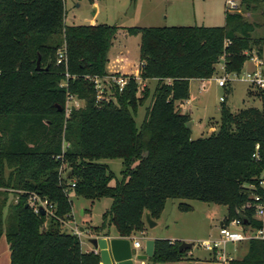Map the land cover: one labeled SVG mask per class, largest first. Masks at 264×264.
Returning <instances> with one entry per match:
<instances>
[{
    "label": "trees",
    "instance_id": "trees-1",
    "mask_svg": "<svg viewBox=\"0 0 264 264\" xmlns=\"http://www.w3.org/2000/svg\"><path fill=\"white\" fill-rule=\"evenodd\" d=\"M263 4L238 0L222 26L119 28L65 25L64 0H0V238L10 264H100L65 226L72 220L69 194L111 201L91 227L95 237L109 236L111 227L120 238L143 232L144 214L158 220L171 199L221 205L223 223L260 227L243 206L264 182V107L232 112L222 104L215 130L195 140L185 127L189 116L176 107L189 99V80L212 78L221 59L226 75L240 74L254 56L263 59L264 37L253 36L258 24L244 16ZM120 29L140 37L138 79L125 77L121 91L111 85L108 100L96 102L93 78L106 77ZM60 50L65 60L57 64ZM140 80L155 84L137 126ZM142 92L146 99L149 87ZM67 94L84 104L66 117ZM102 159L121 160L120 181L112 184ZM32 195L51 212L34 213ZM245 243L244 256L228 264H264V241ZM179 245L154 240L148 263L191 261Z\"/></svg>",
    "mask_w": 264,
    "mask_h": 264
},
{
    "label": "rangeland",
    "instance_id": "rangeland-1",
    "mask_svg": "<svg viewBox=\"0 0 264 264\" xmlns=\"http://www.w3.org/2000/svg\"><path fill=\"white\" fill-rule=\"evenodd\" d=\"M230 1H233L236 5H238V0ZM83 2H81V4H83ZM77 4V0H66V10H64L67 16V24L72 23V16H80L79 13L84 12V6L78 8L76 7ZM227 8L228 5L226 4V9ZM244 16L248 21L258 24V28L253 33V36L264 37V4L259 8L258 11L253 13H244ZM99 21H102V18H100ZM138 38V42H131L128 46L131 58H136L137 62H135L134 65L137 68L140 66V37ZM222 65L223 60L221 59L219 64L216 66V73L213 76L214 78L225 77L222 71ZM247 66L248 64L244 65L242 74L240 73L237 78L232 76L226 77L228 81L225 88H218L215 84L205 79L203 81L205 89L199 92L197 86H195L196 84L191 83L190 90L192 99H195V101L187 109L185 108L183 112L189 116L190 124H193L194 122V124L191 125V128H189L191 130L192 140L207 137L212 132V129L215 130L219 120V113L216 110L222 104L227 106L232 112L250 107H264V102H262L258 97L257 87L248 85V83L244 82L242 79V75L246 73ZM127 69L129 72H132L133 64L128 65ZM144 82L145 81L140 80L139 91L136 95L140 98H143L137 107V112L134 117L137 126H139L143 120L145 108L149 104L150 94L154 87L153 83ZM233 86H235V89ZM144 87H149L150 89L146 99H144V93L142 92ZM247 91H250L249 95ZM106 92L105 98L108 99L110 94L108 90ZM76 102L79 105L78 108L83 107L84 102L76 100L75 98L71 99L66 106L73 108ZM176 109L181 111L178 106ZM99 163L107 165L109 170L114 174L115 179L112 181V184H114L116 180H121V160L102 159L99 161ZM69 198L72 201L74 220L71 223L65 222L66 225L68 224L69 227H73V223H76L77 228H84V230L88 232L87 234L92 236L94 234L91 230L92 226L89 223L82 222L88 220L93 225L100 224L102 214L109 208L111 201L109 199H101L91 202L82 198L73 197L71 194H69ZM180 203L190 206L192 210L189 212L179 211L178 205ZM82 211H84L85 216H81ZM226 213V208L221 205L208 204L196 200L171 199L166 203L165 211L160 222L157 224V226L149 230L152 235H160L164 237H191L192 240H190L189 243H193V246L191 249H189L188 253L192 255V260L196 261L197 259H201V261H205L207 264H221L217 260H214L213 254L209 251H206L203 247H201L200 244L204 240H213L218 238L219 223L225 218ZM147 229L148 228L145 224V230L143 232H135L130 237H141L142 234L147 231ZM81 240L85 242V238H81ZM246 248V243L238 245L232 243L226 244V255H230L234 259H241L246 253ZM188 257H190V255H188Z\"/></svg>",
    "mask_w": 264,
    "mask_h": 264
},
{
    "label": "crops",
    "instance_id": "crops-1",
    "mask_svg": "<svg viewBox=\"0 0 264 264\" xmlns=\"http://www.w3.org/2000/svg\"><path fill=\"white\" fill-rule=\"evenodd\" d=\"M77 1L78 4L76 5V7L80 8L81 6H84L83 8L84 12L79 13L80 16H72L71 24L66 23L67 16L65 14L63 21L65 25L71 26V25L105 24V25H115L119 28H127V27H173V26H205V27L222 26L224 24L225 13L227 11L226 4L228 0L227 1L226 0L224 1L223 0H77ZM81 2H83V4H81ZM64 9L66 10V0H64ZM100 18H102V21H99ZM75 21L78 23H76ZM138 37L139 36H128L125 33V31L122 29L118 31L114 40L112 41V45L108 52L106 77L133 76L138 79L139 68H137L134 65L135 62L137 61L136 58L134 57L131 58V54L128 49V46L131 42H135V41L138 42L139 40ZM132 64H133V69L132 72L130 71L131 72L130 73L127 67L128 65H132ZM245 64H248L246 68V73L254 71L257 68V66L260 65L259 67L261 68L264 76V51H263V59H258L254 56L250 61L245 62L244 65ZM219 78L221 77H215V78L212 77L207 80L215 84L218 88H225L226 84L223 87L217 85V79ZM203 81L204 80L201 79L189 80V99L181 104H178V107L181 109L182 114H186L183 112V110L185 108L187 109L195 101V99H192V94L190 90L191 83H195L196 84L195 86H197V89L200 92L201 90L205 89ZM144 83L155 84V80H147ZM248 85L250 84L248 83ZM233 87L235 89V86ZM263 90H264V86H263ZM249 92L250 91H247L248 95ZM216 111L219 113L220 107H218ZM211 131H214V129H212ZM164 211H165V207L161 213L160 218L155 221L156 226L160 222ZM81 216H85L84 211L81 212ZM73 220H74V214L72 211V220L68 222L71 223L73 222ZM221 222L222 220L220 221V223ZM82 223H89L91 226L100 225V224L93 225L88 220ZM73 224H74L73 227H69V225L68 224L66 225V223L65 226L67 227V229L71 231L75 227L77 228L76 223ZM77 229L79 230L78 237L81 243V250L83 252L92 251L94 253H97V250L89 243V239L95 236L94 235L90 236L89 234H87L88 232L84 230V228L82 227H78ZM108 231L110 238H120L115 233L113 227L109 228ZM81 238H85V242H83ZM125 239H129L133 247H134V243L137 242L139 244V248L137 249V251L138 254L141 255L146 253L147 241L162 239V240H168L170 242L181 243V241H184L189 243V241L192 240L191 237H184V236L164 237L160 235H152L150 233L149 228L147 229L146 232H144V234H142L141 237H129ZM188 255H190L191 257V261H188L191 264H207L205 261H201V259H197L196 261H194L192 260V255L190 253H188ZM213 259L217 260L214 257V255H213ZM0 264H10V253L4 236L0 238ZM142 264H149V263L148 261H145ZM167 264H185V262L167 263Z\"/></svg>",
    "mask_w": 264,
    "mask_h": 264
},
{
    "label": "built area",
    "instance_id": "built-area-1",
    "mask_svg": "<svg viewBox=\"0 0 264 264\" xmlns=\"http://www.w3.org/2000/svg\"><path fill=\"white\" fill-rule=\"evenodd\" d=\"M228 9L233 10L236 8V4L233 1H227ZM65 60L63 50L58 52L57 57V64H60ZM260 66V65H259ZM257 66V68L252 72H247L242 75V79L249 83L253 87L263 89L264 86V76L262 73L261 68ZM222 70L224 73V66L222 65ZM240 74H231L226 75L225 77H221L217 79V85L220 87L225 86L228 79L226 77L232 76L237 78ZM67 77V75H66ZM93 83L95 85L96 90V102L107 101L108 99L105 98L106 91L110 88L111 85L116 86L119 91L127 83V78L123 76H110L104 78H93ZM62 87L65 86L63 82L61 84ZM75 98L73 95L67 94L66 103H65V116L67 117L68 114L71 112L72 109H78L79 105L77 102L74 104L73 108H69L67 103ZM76 99V98H75ZM77 100V99H76ZM65 148V145H64ZM73 186V185H72ZM258 187L261 190V193H251L250 201L243 206V210H253L252 218L260 223L259 228H253L249 225L244 226L239 219L231 220L228 223L221 222L219 225V235L217 239L213 240H204L201 242V247H203L206 251L211 252L214 257L221 263V264H228L229 261L233 260L234 258L230 255H226L225 246L226 244H243L249 240H261L264 241V182L261 178L258 181ZM249 188L256 189L254 186H249ZM29 204L33 208L34 213L38 211L45 210L46 212H51L52 206L47 204L46 201L41 200L35 195L30 196ZM71 232L75 235H79V230L75 227L71 230ZM134 248L138 249L139 244L137 242L134 243Z\"/></svg>",
    "mask_w": 264,
    "mask_h": 264
},
{
    "label": "water",
    "instance_id": "water-1",
    "mask_svg": "<svg viewBox=\"0 0 264 264\" xmlns=\"http://www.w3.org/2000/svg\"><path fill=\"white\" fill-rule=\"evenodd\" d=\"M40 69V56L36 61V70ZM192 123L188 121L185 124L186 128H191ZM144 221L147 228L152 229L156 226V222L151 219L148 213L144 214ZM221 225V223L219 224ZM89 243L97 250L101 264H142L152 257L153 241L146 242V253L138 254L136 248L132 246L129 239L125 238H110L93 237L89 239ZM193 246V243L181 242L178 246V252L188 251ZM185 264H191L190 262ZM167 264V263H157Z\"/></svg>",
    "mask_w": 264,
    "mask_h": 264
}]
</instances>
